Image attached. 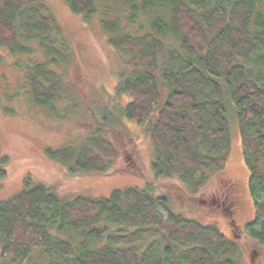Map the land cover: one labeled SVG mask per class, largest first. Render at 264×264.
<instances>
[{
    "label": "trees",
    "instance_id": "obj_1",
    "mask_svg": "<svg viewBox=\"0 0 264 264\" xmlns=\"http://www.w3.org/2000/svg\"><path fill=\"white\" fill-rule=\"evenodd\" d=\"M62 1L87 22L103 17L108 44L129 69L117 87L128 102L104 107L99 121L145 128L158 182L177 181L198 194L225 170L236 119L248 188L262 197L252 238L264 246V0ZM29 42L46 58L30 69L31 100L54 108L62 82L52 68L73 65V46L43 0H0V46L23 55L31 53ZM93 139L98 154L44 152L64 165L75 160L71 173L106 174L117 152L100 135ZM6 165L1 158L0 180ZM158 185L71 199L28 177L23 191L0 202V264H240L235 243L176 213Z\"/></svg>",
    "mask_w": 264,
    "mask_h": 264
},
{
    "label": "rangeland",
    "instance_id": "obj_2",
    "mask_svg": "<svg viewBox=\"0 0 264 264\" xmlns=\"http://www.w3.org/2000/svg\"><path fill=\"white\" fill-rule=\"evenodd\" d=\"M43 1L71 42L75 61L70 68H52L60 75L62 92L54 108L42 109L31 100L28 81L30 69L46 61L39 43H27L31 53L23 55L0 46V160L7 159L6 176L0 180V202L23 191L28 177L71 199L108 198L116 190L159 183L156 188L175 200L176 213L217 227L235 243L240 264H264V246L252 238L258 230L253 226L254 204L262 197H254L248 188L249 172L236 119L232 117L230 122L232 149L225 170L198 194L190 196L177 181L158 182L151 167L155 147L145 128L127 120L116 124L99 121V116L105 115L104 107L128 102L117 87L129 69L122 55L108 44L101 27L103 17L87 22L62 0ZM120 7L118 4L117 9ZM130 30L138 32L137 28ZM95 135L107 139L117 152L106 174L71 173L75 160L68 166L45 155L47 148L56 151L65 147L98 154Z\"/></svg>",
    "mask_w": 264,
    "mask_h": 264
}]
</instances>
